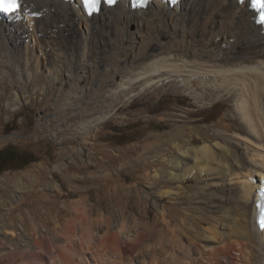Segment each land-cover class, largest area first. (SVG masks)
Masks as SVG:
<instances>
[{
  "label": "bare ground",
  "instance_id": "1",
  "mask_svg": "<svg viewBox=\"0 0 264 264\" xmlns=\"http://www.w3.org/2000/svg\"><path fill=\"white\" fill-rule=\"evenodd\" d=\"M22 3L20 11L0 15V79L17 89V101L33 74H44L58 109L72 112H84L87 98H107L114 78L137 81L118 91L120 95L149 81L159 84L155 89L176 90L175 80L181 79L197 89V83L202 85L199 102L213 96L233 101L237 123L230 132L213 130L198 137V143L190 128L189 134L169 140L170 150L161 146L153 151L167 165L156 171V179L199 183L192 202L202 213L196 234L208 226L200 242L195 233L196 240L190 239L188 216L173 219L169 226L173 235H180L178 240L144 245L145 233L130 234L122 214L117 221L88 220L81 207L77 218L59 227L53 238L34 221L27 231L21 220L18 238L2 245L0 257L22 256L18 264H264V231L255 224L256 188L264 181V36L248 2L180 0L170 7L153 0L145 9L132 10L119 0L90 17L79 0ZM8 106L14 111L17 103ZM184 118L189 128L193 120ZM178 189L172 190L175 196ZM166 207L159 211L164 222ZM207 214L215 216L217 225ZM90 251L97 260L84 254Z\"/></svg>",
  "mask_w": 264,
  "mask_h": 264
},
{
  "label": "rangeland",
  "instance_id": "2",
  "mask_svg": "<svg viewBox=\"0 0 264 264\" xmlns=\"http://www.w3.org/2000/svg\"><path fill=\"white\" fill-rule=\"evenodd\" d=\"M134 81L114 78V84L107 88V98H87L84 112H72L58 109L54 88L44 74L31 76L22 89L20 102L15 97L17 89L8 80L0 79V149L10 145L37 157L23 169L0 173V250L3 244L18 238L21 220L27 231L29 222L34 221L53 238L59 227L77 218L81 207L88 220L112 217L117 221L122 214L130 234L137 230L145 233L144 245L178 240L180 235H173L169 226H173V219L188 216L186 228L193 238L196 221L202 216L196 210L197 204L192 203L199 183L195 179L184 184L161 176L156 179V171L167 169V165L160 163L154 152L161 146L170 150V141L182 133L189 134L190 128L195 143L213 130L230 132L237 123L234 102L221 96L199 102L197 95L203 94L202 85L197 83V89L181 79L175 80L179 85L176 90L155 89L156 82L149 81L135 84L125 94L118 93ZM65 83L68 90L70 82ZM13 101L17 107L11 111L8 104ZM186 116L193 120L187 124L189 128L182 122ZM185 136L186 140L190 137ZM178 185L182 188L178 189ZM177 189L180 193L176 197L172 190ZM163 206H167L165 222L159 213ZM54 219L57 224L52 223ZM207 227L199 229L198 242L207 236ZM92 253L84 254L97 260V254ZM22 260V256L0 257V264H18Z\"/></svg>",
  "mask_w": 264,
  "mask_h": 264
},
{
  "label": "snow or ice",
  "instance_id": "3",
  "mask_svg": "<svg viewBox=\"0 0 264 264\" xmlns=\"http://www.w3.org/2000/svg\"><path fill=\"white\" fill-rule=\"evenodd\" d=\"M82 5V10L89 16L93 15L99 10V6L102 0H79ZM175 2V0H173ZM243 2V0H241ZM103 3L111 6L116 3V0H103ZM135 3L139 6H143L147 3V0H135ZM22 0H0V12L5 14L16 13L23 7ZM253 8H258L261 10L260 23L264 24V2L262 0H252ZM259 195L262 200H264V186L260 188ZM260 209V219L259 223L261 229L264 230V203L257 205Z\"/></svg>",
  "mask_w": 264,
  "mask_h": 264
},
{
  "label": "trees",
  "instance_id": "4",
  "mask_svg": "<svg viewBox=\"0 0 264 264\" xmlns=\"http://www.w3.org/2000/svg\"><path fill=\"white\" fill-rule=\"evenodd\" d=\"M200 118L202 122L205 121V118ZM36 161L37 157L29 151L20 150L10 145L0 149V173L6 170L23 169Z\"/></svg>",
  "mask_w": 264,
  "mask_h": 264
}]
</instances>
